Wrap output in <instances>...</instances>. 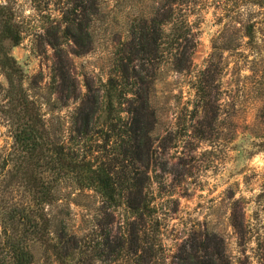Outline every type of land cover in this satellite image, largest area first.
I'll return each mask as SVG.
<instances>
[{
  "label": "rangeland",
  "instance_id": "rangeland-1",
  "mask_svg": "<svg viewBox=\"0 0 264 264\" xmlns=\"http://www.w3.org/2000/svg\"><path fill=\"white\" fill-rule=\"evenodd\" d=\"M5 1L23 29L22 43L12 54L23 68L26 92L39 105L47 126L67 140L72 114L83 97L103 93L115 46L129 38L135 16H150L153 5L161 0H89L84 23L91 40L84 54H76L79 48L56 28L62 17L60 9L68 0ZM194 5L190 19L197 22L198 45L193 68L179 73L168 63L155 65L158 76L151 98L155 122L146 170L151 181L146 192L155 209L148 221L147 241L157 245L156 264H172L171 255L178 245L200 228L222 234L236 262L241 248L232 214L241 209L246 223L253 227L264 221V197L258 196L264 191V36L258 34L259 52L242 39L237 51L224 54L225 67L217 75L221 91L218 120L202 110L194 88L214 38L223 31L241 37L247 8L253 12L259 8L246 0H195ZM239 9L241 14H237ZM50 41L60 43L61 50L54 49ZM0 85L7 86L1 69ZM2 99L0 92V102ZM103 119L104 115L98 119L99 125ZM198 130L208 138H197ZM100 136L89 138L85 151L97 150L94 141L101 142ZM12 142L10 128L0 114V155ZM58 191L60 200L51 210L66 225L69 246L80 244L85 264H135L126 252L119 256L110 248L102 251L103 246H99L100 260H95L101 234L112 229L111 240L119 242L124 232L121 227L130 217L125 205L113 208L112 217L110 212L101 213L102 198L94 190L78 189L67 181ZM236 200L239 205L234 204ZM248 241V254L258 264L251 248L255 236ZM32 250L33 264H57L53 257H46L40 243H34Z\"/></svg>",
  "mask_w": 264,
  "mask_h": 264
},
{
  "label": "trees",
  "instance_id": "trees-1",
  "mask_svg": "<svg viewBox=\"0 0 264 264\" xmlns=\"http://www.w3.org/2000/svg\"><path fill=\"white\" fill-rule=\"evenodd\" d=\"M0 1V69L7 80L6 87L0 85V114L13 139L0 155V264H33L34 243H40L46 257H53L57 264L86 263L80 244L69 246L66 225L51 210L60 200V185L67 181L78 189L98 193L102 198L101 213L109 214L122 205L130 213L121 227L124 232L119 242L111 240L112 229L100 235L95 260H100L99 246H103L102 251L110 248L119 256L126 252L133 256L135 264H156L157 245L147 241L148 221L155 209L146 192L151 181L146 170L155 122L151 103L158 76L155 65L165 62L179 73L193 68L198 31L190 13L195 9V0H161L153 5L150 16H135L129 38L115 46L103 93L83 97L72 114L67 140L47 126L39 105L26 92L23 68L12 54L22 43L23 29L13 7ZM246 1L259 10L256 13L247 8L241 37L236 39L223 31L214 38L212 52L194 81L202 110L216 120L221 100L217 75L225 67L224 54L237 51L242 39L259 52L258 34L264 36V0ZM88 9L89 0H68L60 9L62 17L56 28L79 48L76 54L89 49L91 36L84 23ZM237 14H241L240 9ZM50 42L54 49L61 50L60 43ZM197 132V138H208L202 130ZM96 134L101 135V142L95 140L98 149L88 153L86 143ZM121 168L124 170L120 176ZM258 196L264 197V191ZM234 204L239 205V201ZM110 215L113 217L111 212ZM231 220L241 248L236 262L222 234L200 228L178 245L171 255L172 264H253L247 244L254 236L252 253L258 264H264V221L253 227L246 223L241 209L232 214ZM155 225L152 227L157 229Z\"/></svg>",
  "mask_w": 264,
  "mask_h": 264
}]
</instances>
